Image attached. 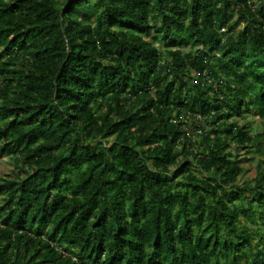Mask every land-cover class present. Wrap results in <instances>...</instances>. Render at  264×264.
I'll return each mask as SVG.
<instances>
[{"label":"trees","instance_id":"1","mask_svg":"<svg viewBox=\"0 0 264 264\" xmlns=\"http://www.w3.org/2000/svg\"><path fill=\"white\" fill-rule=\"evenodd\" d=\"M249 116L264 0H0V264H264Z\"/></svg>","mask_w":264,"mask_h":264},{"label":"rangeland","instance_id":"2","mask_svg":"<svg viewBox=\"0 0 264 264\" xmlns=\"http://www.w3.org/2000/svg\"><path fill=\"white\" fill-rule=\"evenodd\" d=\"M246 120L247 122H250L253 129V133H258L262 131V129L264 128V119H261L257 116L254 117L249 116ZM256 164H257L256 157L243 164L245 166V171L238 178L239 185L244 186L247 183H249V181L252 179L256 171ZM12 167L13 165L9 157L3 156L0 158V175L8 174V172L12 169ZM243 222L246 221L243 220Z\"/></svg>","mask_w":264,"mask_h":264}]
</instances>
